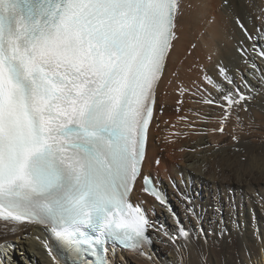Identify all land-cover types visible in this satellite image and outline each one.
<instances>
[{
	"label": "snow or ice",
	"instance_id": "1",
	"mask_svg": "<svg viewBox=\"0 0 264 264\" xmlns=\"http://www.w3.org/2000/svg\"><path fill=\"white\" fill-rule=\"evenodd\" d=\"M181 10V0H0V221L45 226L63 264H110L109 242L147 241L130 193L142 178L164 203L143 164ZM221 74L230 89L206 78L219 99L193 94L223 110V132L250 97Z\"/></svg>",
	"mask_w": 264,
	"mask_h": 264
},
{
	"label": "bare ground",
	"instance_id": "2",
	"mask_svg": "<svg viewBox=\"0 0 264 264\" xmlns=\"http://www.w3.org/2000/svg\"><path fill=\"white\" fill-rule=\"evenodd\" d=\"M224 1L181 0L178 40L157 90L143 164L168 194V206L136 183L131 199L150 215L151 242L139 252L116 249L111 264H264V208L258 203L264 204V87L258 82L264 73L253 76L249 67L255 61L264 70L253 51L264 48V0ZM222 69L250 99L247 111L233 112L220 132L223 110L193 93L199 86L203 97L219 99L206 78L230 89ZM59 246L43 225L0 221V254L15 260L7 264H63L68 257Z\"/></svg>",
	"mask_w": 264,
	"mask_h": 264
},
{
	"label": "rangeland",
	"instance_id": "3",
	"mask_svg": "<svg viewBox=\"0 0 264 264\" xmlns=\"http://www.w3.org/2000/svg\"><path fill=\"white\" fill-rule=\"evenodd\" d=\"M224 2L226 3L227 0H225ZM208 138L210 139L209 141H211V142L213 141V138H212V137H208ZM157 161H158V163H157ZM157 161H155V162H156L157 165H159V161H160V160H157ZM200 190H202V186H201V185H200ZM220 195H221L220 197H222V194H220ZM259 199H260V198H259ZM259 199H258V200H259ZM226 200H227V201L230 200V202H232V201L234 202V201H235V198H232V197L228 196ZM231 200H232V201H231ZM258 203H259V205H260L261 208H264V207H263L264 204L262 203L261 200H259ZM262 205H263V206H262ZM216 208H217V207L215 206V209H216ZM263 212H264V211H263ZM255 216H256V215L254 214V218H255ZM203 229H204V228H203ZM204 233H205V231H204ZM5 254H6V255H5ZM5 254H0V256H1V257H0V264H7V263H8V262H7L8 260H9V261H12V260H13V258L10 257L8 253H5ZM4 256H5V257H4ZM13 261H15V260H13ZM4 262H5V263H4ZM15 264H19V261L16 260Z\"/></svg>",
	"mask_w": 264,
	"mask_h": 264
}]
</instances>
